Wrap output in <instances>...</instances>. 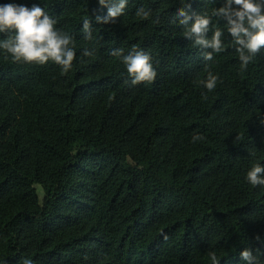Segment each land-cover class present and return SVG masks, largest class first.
<instances>
[{"label":"trees","instance_id":"obj_1","mask_svg":"<svg viewBox=\"0 0 264 264\" xmlns=\"http://www.w3.org/2000/svg\"><path fill=\"white\" fill-rule=\"evenodd\" d=\"M12 2L56 19L76 59L64 74L0 50V264H212V251L244 264V249L264 264V186L246 181L264 166V50L241 71L226 21L211 17L225 0H128L105 24L98 0H0ZM180 8L224 31L214 61L184 37ZM133 47L151 56L153 82L131 85L112 55Z\"/></svg>","mask_w":264,"mask_h":264},{"label":"clouds","instance_id":"obj_2","mask_svg":"<svg viewBox=\"0 0 264 264\" xmlns=\"http://www.w3.org/2000/svg\"><path fill=\"white\" fill-rule=\"evenodd\" d=\"M102 7L108 9L105 16H97V23H114L121 17L128 0H98ZM191 8V5H188ZM137 15L148 18L150 13L143 8L137 10ZM211 17L226 21L227 33L231 37L240 61L241 71L264 50V0H225L223 6L213 9ZM207 14L190 13L185 8L177 10L176 18L183 27L185 38L193 41V46L203 51L205 61H214L215 54L226 50L223 36L224 31L219 27L213 30L212 18ZM175 22V20L173 21ZM57 20L50 16L36 3L31 7L21 3L0 4V34L6 38L0 39V50L9 54L14 62L35 64L39 66L52 62L60 66L62 73H68L76 59L74 40L71 35L57 28ZM83 32L86 39H91V22L83 21ZM209 32H212L209 37ZM210 49V51H208ZM85 56H92L93 52L85 49ZM120 56L130 77L131 85L151 83L157 72L151 62V56L136 47L124 54L122 49L112 52ZM219 77L208 71L207 79L202 81L208 91H214ZM202 139L194 136L193 142ZM246 181L253 187L264 186V166L254 165L246 175ZM257 241H261L259 235ZM264 242V241H261ZM212 264H220L214 251L209 252ZM244 264H260L251 249H244L240 253ZM22 264H34L31 258L24 259Z\"/></svg>","mask_w":264,"mask_h":264},{"label":"rangeland","instance_id":"obj_3","mask_svg":"<svg viewBox=\"0 0 264 264\" xmlns=\"http://www.w3.org/2000/svg\"><path fill=\"white\" fill-rule=\"evenodd\" d=\"M37 187H38V190L40 191V193L42 194L43 193L42 187L40 185H37Z\"/></svg>","mask_w":264,"mask_h":264}]
</instances>
